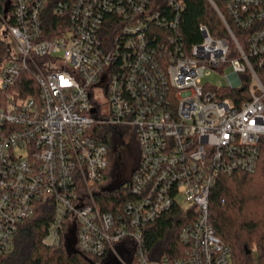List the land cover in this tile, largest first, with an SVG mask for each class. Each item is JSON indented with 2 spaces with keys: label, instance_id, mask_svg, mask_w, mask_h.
<instances>
[{
  "label": "built area",
  "instance_id": "2783aa9c",
  "mask_svg": "<svg viewBox=\"0 0 264 264\" xmlns=\"http://www.w3.org/2000/svg\"><path fill=\"white\" fill-rule=\"evenodd\" d=\"M183 1L0 7V40L10 48L0 69V262L20 225L42 212L53 218L46 244H60L72 228L76 248L99 264H235L210 199L220 176L254 172L264 152V0H227L244 45L222 15L228 37L202 25L198 44L169 35L153 46L150 28L166 25L161 5L179 14ZM214 71L226 82H205ZM26 81L31 94L19 91ZM99 95L108 98L106 114ZM118 127L135 136L139 161L115 188L129 196L112 212L100 197L113 190L101 183ZM172 207L193 215L181 226L184 248L152 259L143 228Z\"/></svg>",
  "mask_w": 264,
  "mask_h": 264
},
{
  "label": "trees",
  "instance_id": "16d2710c",
  "mask_svg": "<svg viewBox=\"0 0 264 264\" xmlns=\"http://www.w3.org/2000/svg\"><path fill=\"white\" fill-rule=\"evenodd\" d=\"M9 2L0 0V7ZM160 12L166 25L153 24L150 28L148 35L153 46L168 43L169 35L179 36L185 47L198 44L203 39L202 25H207L215 38L228 37L230 33L223 17L235 36L241 40V31L228 13L227 0H184L179 14L165 2ZM176 17L179 18L178 25L172 28L171 21ZM9 49L8 44L0 40V69ZM34 90V84L32 86L30 81H26L19 91L31 94ZM4 96L0 87V106ZM114 130L121 137L124 136V132L116 128L111 133ZM128 196L129 192L123 187L113 189L106 196L100 197L101 207L115 212ZM210 212L217 234L232 247L235 264H264V152L254 172L236 171L219 177L211 191ZM192 216L172 207L143 228L145 243L152 259L181 254L184 248L179 238L181 226L190 221ZM52 219V215L38 212L33 218L25 220L19 227L14 249L2 258L0 264H99V257L89 256L72 244L69 250L62 246V241L55 246L46 244L44 238ZM254 247L259 254L258 261L253 258Z\"/></svg>",
  "mask_w": 264,
  "mask_h": 264
},
{
  "label": "rangeland",
  "instance_id": "374dc122",
  "mask_svg": "<svg viewBox=\"0 0 264 264\" xmlns=\"http://www.w3.org/2000/svg\"><path fill=\"white\" fill-rule=\"evenodd\" d=\"M0 29L5 31L6 24L0 22ZM234 50V47H233ZM234 52L230 56H234ZM226 71H231V65H226ZM218 80L226 82L225 73H219L214 71L210 76L205 79L211 83H215ZM100 101L103 103V112L106 114L109 111L108 98L105 95H99ZM119 131L124 132V136L121 137L116 130L111 134L110 141V154H109V167L106 173L107 179L101 183L103 186L115 189L131 179L132 172L136 168L139 161V152L137 140L133 134H130L122 127H118ZM188 205V204H185ZM64 235L62 237V246L67 250L70 249L69 242L73 239L72 228H64ZM72 246L77 247V243L73 242ZM253 258L258 261V251L256 247L252 248ZM113 264H117V261H113Z\"/></svg>",
  "mask_w": 264,
  "mask_h": 264
},
{
  "label": "water",
  "instance_id": "95a60500",
  "mask_svg": "<svg viewBox=\"0 0 264 264\" xmlns=\"http://www.w3.org/2000/svg\"><path fill=\"white\" fill-rule=\"evenodd\" d=\"M6 10H8V8ZM73 242H75V240L71 239V241L69 242V245H71ZM248 252H250V250H248Z\"/></svg>",
  "mask_w": 264,
  "mask_h": 264
}]
</instances>
